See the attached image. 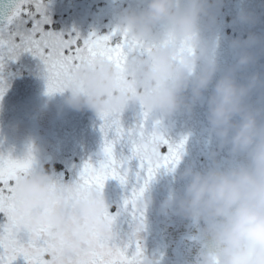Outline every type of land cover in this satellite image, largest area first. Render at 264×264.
<instances>
[{"label": "clouds", "instance_id": "obj_1", "mask_svg": "<svg viewBox=\"0 0 264 264\" xmlns=\"http://www.w3.org/2000/svg\"><path fill=\"white\" fill-rule=\"evenodd\" d=\"M224 5L225 0H137L120 12L116 24L136 42L125 63H81L59 93L76 111L118 116L138 107L142 117L147 113V121L159 125L177 116L192 120L198 107L206 108L208 136L215 143L210 163L202 168L189 163L178 171L181 158L167 170L183 186L169 192L161 211L197 226L195 264H264V72L259 70L264 34L250 31L246 38L230 39L236 61L225 66ZM259 22L247 8L233 20L253 27ZM150 133L145 128L139 143L155 162L164 146ZM45 151L31 141L18 158L31 155L38 162ZM13 202L19 232L32 235L48 227L49 264H80L78 258L95 251L94 235L111 243L115 234V222L105 215L111 206L104 188L57 179L54 169L35 166L21 175ZM153 204L149 187L135 200L144 214ZM142 259L154 264L150 256Z\"/></svg>", "mask_w": 264, "mask_h": 264}, {"label": "flooded vegetation", "instance_id": "obj_2", "mask_svg": "<svg viewBox=\"0 0 264 264\" xmlns=\"http://www.w3.org/2000/svg\"><path fill=\"white\" fill-rule=\"evenodd\" d=\"M33 24V19L24 15L11 27L13 31L24 32V30H31ZM259 24H264V20L261 19L257 25L251 26L253 27L251 32L256 31ZM242 27L244 35L243 33L241 35L246 38L250 31L246 29L247 25H242ZM230 28L232 31L235 29L234 27ZM231 34L233 33L225 32L223 39L227 40ZM226 49L228 50L225 51ZM29 59H33L32 62L35 59L41 61L39 57L23 52L17 59L8 61L2 73L7 91L0 99V154H10L13 158H18L22 155L25 146L29 142L35 141L46 149L38 161L37 167L54 169L57 179L65 181L77 179L85 161L91 160L93 163H97L103 158V145H99L100 142L96 139L88 140L87 143L81 145V127L76 126L77 124L79 126L83 115L86 117L82 120L86 122L94 119L95 117H91V115L95 116L96 114L88 111L62 112V110H67L64 103L66 94L62 95L57 92L48 95L47 78L40 77L42 62L39 65L28 66L26 61ZM221 60L225 66H228L235 63L236 57L229 48L223 46ZM260 68V71L264 69L262 66ZM80 114L82 116H79ZM140 116L142 113L136 107L132 117L127 118L129 123H125L124 126L129 124L133 129L142 122L143 117ZM120 120L122 121V119ZM146 128L148 131L157 128L170 142H179L184 137H188L178 171H182L189 163L198 168L206 167L210 163L208 152L215 147V143L210 141L208 136L206 108L198 107L192 120L186 116H177L159 126L156 125L155 120H149L146 122ZM78 129L79 133L76 131ZM71 130H75L73 136L76 134L79 136V138L74 137L78 142L74 141L72 145L68 140L72 134H70ZM127 134L116 145V154L120 159L131 156V142L127 139ZM109 139L111 138L109 137ZM99 146L102 148H98ZM71 150L74 153L69 152ZM100 151L101 153L98 154ZM162 151L167 152V146ZM224 155L226 156L227 152ZM125 167L130 169L126 185L121 184L117 179H109L104 186L107 201L111 206V213L113 215L119 213L115 220V234L117 242L122 245L133 238L132 233L138 223L129 212L123 211L124 199L131 194L134 186L139 187L143 183L142 180L138 181L136 176V173L141 171L138 159L127 161ZM182 186L183 182H177L173 175L164 168L159 170L149 185L154 204L145 214L144 228L139 237L144 254L152 257L154 264H195L196 262L200 249L199 242L194 239L198 233L197 226L171 211H161V204L169 192L173 188ZM4 219L0 214V222H3ZM15 264H26V262L23 257H20L15 261Z\"/></svg>", "mask_w": 264, "mask_h": 264}, {"label": "snow or ice", "instance_id": "obj_3", "mask_svg": "<svg viewBox=\"0 0 264 264\" xmlns=\"http://www.w3.org/2000/svg\"><path fill=\"white\" fill-rule=\"evenodd\" d=\"M44 12L43 0H19L13 14L7 17V23L0 27V99L7 91L2 73L8 61L17 59L23 52H29L43 61L46 66L47 94L53 95L63 90L72 72L81 63L96 65L108 60L122 66L128 52L136 46V42L130 41L119 29L102 36L92 33L87 38H82L79 34L66 38L63 34L46 32L43 25L49 21ZM24 15L33 19L32 29L28 33L13 31L11 26ZM100 119L103 121V158L97 163L85 161L77 180L84 189L93 186L103 189L109 179H117L126 185L130 169L125 165L129 160L138 159L141 171L136 176L143 183L139 187L134 186L131 194L124 199L123 211L129 212L138 222L135 232L139 233L144 228L145 214L135 207L136 198L149 187L161 168L174 170L184 154L188 137L179 142H170L154 128L150 133L151 139L161 146H167V152H163L155 162L147 159L145 149L139 143V138L145 136L148 119L145 113L142 122L127 134V139L131 142V156L120 159L116 154V145L125 138V129L116 115L103 113ZM156 125L159 126L158 121ZM112 131L115 132V138L109 139ZM37 163L31 155L20 159L13 158L10 154H0V214L5 218L0 222V264H15L20 257H23L26 264H49L46 257L52 250L53 243L49 238L48 227L41 226L32 235L19 232L17 217L14 215L15 182L21 175H27ZM105 215L111 222H115L119 213ZM93 240L96 244L95 251L78 258L80 264H143L144 248L139 236L133 235L123 245L117 242L116 234L111 243L96 235Z\"/></svg>", "mask_w": 264, "mask_h": 264}, {"label": "trees", "instance_id": "obj_4", "mask_svg": "<svg viewBox=\"0 0 264 264\" xmlns=\"http://www.w3.org/2000/svg\"><path fill=\"white\" fill-rule=\"evenodd\" d=\"M106 1L107 0H43L45 5L44 15L49 21L43 25L44 31L63 34L66 38L69 35L75 36L77 34L82 38H87L88 34L96 33L95 29L97 24V35H107L116 29L120 12L125 8L135 7L137 4V0H109V9H111V12H109L108 29V19L103 20L101 17L104 9L101 8ZM253 2L259 4L264 9V0H225V5L221 13V21L226 23V30H223V34H225V32H232L230 27L235 25L233 24V20L238 12L242 8L251 7ZM103 14L106 16V12H103ZM261 15H264L263 10ZM37 18H39V16ZM261 19L264 20V17L260 18V20ZM112 25L115 29H112ZM24 31L26 32V30ZM84 111L87 112L88 110Z\"/></svg>", "mask_w": 264, "mask_h": 264}, {"label": "rangeland", "instance_id": "obj_5", "mask_svg": "<svg viewBox=\"0 0 264 264\" xmlns=\"http://www.w3.org/2000/svg\"><path fill=\"white\" fill-rule=\"evenodd\" d=\"M112 2H114V1H112ZM102 6L103 7L101 9H103V8L105 9V10L103 9V12H106V16L102 12L101 17H102L103 20L108 19V25H107V27L109 29V12H111V9H109V0H107L106 3H104V5H102ZM247 9L250 10V11H255L258 16L261 15L262 10L264 11V9L259 4H255V2H253L252 3V6L251 7H248ZM261 16H260V18H263L264 17V15H261ZM114 20H115V18H114ZM222 24H223V28H222V37H223V30L224 31L226 30V23L222 21ZM97 27H98V25L96 24V29H95L96 30V34L98 33ZM232 27L235 28L232 31L233 34H231V37L230 38L227 37V40L224 39V41H225L224 42V47L225 48H229L228 47V42H229L230 39H233V38H236V37H242L243 38V35H244V33H243L244 30H243L242 25H234ZM252 28L253 27H251L249 25H247V27H246V29L248 31H252ZM112 29H115V27L113 26ZM28 32L29 31H26V32L24 31V33H28ZM254 32L257 33V34H264V24H259L258 25V29H256V31H254ZM242 33H243V35H241ZM88 36H89V34H88ZM227 50L228 49H226L225 51H227ZM26 53H29V52H26ZM30 57H32V56H30ZM21 58H23V57H21ZM32 61H33V59L27 60L26 61L27 65L28 66L35 65V64L36 65H39L40 62H42L41 63V67H40L41 68V74L42 75L40 77H42V79H44V78L46 79V66L43 63V61L42 60L41 61L40 60L37 61V59H35L34 62H32ZM261 66L264 67V57L261 58L260 67ZM43 68H45V69H43ZM260 69H262V68H260ZM261 71L264 72V69L261 70ZM66 108H67V110H62V112H72V113L73 112H77L76 110H71L67 106H66ZM135 110H136V107H132V108H129L128 110H126L123 114L118 115V117H120V119H122V121L120 119L119 120H120V123H121L122 127L125 129V133H128L132 126L131 125L129 126V124H128V126L127 125L124 126V124L125 123L126 124L129 123V120L127 118L132 117V115L135 112ZM79 116H82V115L80 114ZM96 116L97 115H95V116L91 115V117H95V118L94 119H91L90 121L87 120L85 122L82 119L84 117H86V115H83L82 116L83 118H81V120L79 121V123H80L79 126H78V124L76 125L77 127H81V132H80V134H81V137H80L81 138V141H80L81 142V145L87 143L88 140H92L93 141L94 139H96L98 142H100L99 145H104V134L101 131V124L103 123V121L100 119V117H98V116L96 117ZM140 117H142V116H140ZM76 131L79 133V129L76 130ZM73 133H75V130L74 131L73 130L70 131V134L71 135L69 136V139H68L70 141L71 145L74 143V141L75 142H78L74 137L79 138V136L77 134H76V136H73V135H75ZM109 134H111V136H109L111 139H114L115 138V132L114 131L110 132ZM98 148H102V147L99 146ZM73 149H75V148H73ZM101 151L98 154H100ZM69 152L74 153L73 150H71Z\"/></svg>", "mask_w": 264, "mask_h": 264}, {"label": "water", "instance_id": "obj_6", "mask_svg": "<svg viewBox=\"0 0 264 264\" xmlns=\"http://www.w3.org/2000/svg\"><path fill=\"white\" fill-rule=\"evenodd\" d=\"M19 0H0V26L5 24L7 17L11 16Z\"/></svg>", "mask_w": 264, "mask_h": 264}]
</instances>
